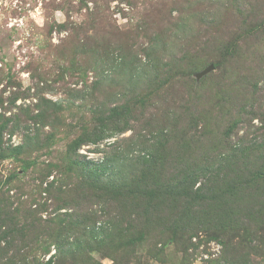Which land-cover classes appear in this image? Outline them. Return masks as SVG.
Wrapping results in <instances>:
<instances>
[{"label": "rangeland", "instance_id": "rangeland-1", "mask_svg": "<svg viewBox=\"0 0 264 264\" xmlns=\"http://www.w3.org/2000/svg\"><path fill=\"white\" fill-rule=\"evenodd\" d=\"M0 264H264V0H0Z\"/></svg>", "mask_w": 264, "mask_h": 264}, {"label": "water", "instance_id": "water-1", "mask_svg": "<svg viewBox=\"0 0 264 264\" xmlns=\"http://www.w3.org/2000/svg\"><path fill=\"white\" fill-rule=\"evenodd\" d=\"M214 68H215V65L213 63H211L208 66H206L204 69L196 72L195 76H196L197 80L201 79L204 75L211 72Z\"/></svg>", "mask_w": 264, "mask_h": 264}]
</instances>
